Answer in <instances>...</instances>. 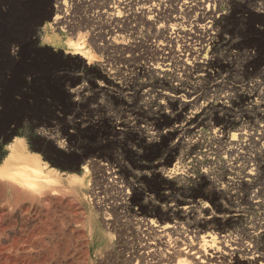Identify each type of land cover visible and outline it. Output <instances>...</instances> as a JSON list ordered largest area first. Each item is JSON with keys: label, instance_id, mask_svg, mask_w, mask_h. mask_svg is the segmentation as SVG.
Masks as SVG:
<instances>
[{"label": "rangeland", "instance_id": "rangeland-1", "mask_svg": "<svg viewBox=\"0 0 264 264\" xmlns=\"http://www.w3.org/2000/svg\"><path fill=\"white\" fill-rule=\"evenodd\" d=\"M53 4L0 0L17 34L0 40V167L20 145L15 167L40 171L32 188L0 178V264H197L207 234L230 253L211 264L264 263V0H225L207 31L137 26L129 41L69 38ZM189 37L200 49L183 64ZM227 161L255 167L237 199Z\"/></svg>", "mask_w": 264, "mask_h": 264}, {"label": "bare ground", "instance_id": "bare-ground-1", "mask_svg": "<svg viewBox=\"0 0 264 264\" xmlns=\"http://www.w3.org/2000/svg\"><path fill=\"white\" fill-rule=\"evenodd\" d=\"M224 1L225 0H54V14L51 24L63 31L69 38H74L76 35L79 36L83 34V36H89L93 41H98L103 36H106L107 39L112 37V40L117 41H129L132 36L131 28L137 26L179 27L187 25L197 26L201 24L204 25L202 30L207 31L210 29V26L214 24V21L225 16L226 10L221 8V4ZM104 27L107 29L104 30ZM177 30L183 37L192 36L190 29L180 27ZM10 34L17 36L14 30L5 29V21H0V40L2 41L5 35ZM174 38L175 37L168 36L170 41ZM187 40L189 42L185 45V55L179 54L182 57L184 56V58H179L178 61L183 64L187 55L200 49V43H193L191 37L187 38ZM1 45L2 44H0V47ZM75 54L78 55L80 53L77 52ZM80 58L83 59L84 57L82 58V56L79 55L78 59ZM176 97L184 101L181 96L178 95ZM228 97L229 94H223L220 97L222 100L221 103H227ZM204 106L205 108L203 110L206 111L207 105L204 104ZM196 132L198 136L201 134V131L196 130ZM216 133H218V130L214 131V135H216ZM219 133L221 134V132ZM230 135L234 136L236 133H230ZM20 151V145L12 148L9 159L0 167V178L20 183L26 188L37 187L40 181V171L37 170L34 165H31L32 163L22 160L20 161L21 166L15 167L17 166L15 162L21 157V155H19ZM203 151H206V149H203ZM236 153L241 154L243 152L237 149ZM230 167H232V165L227 161L225 179L221 187L225 188L224 190L226 192L224 193H226L228 197L230 196L233 199H237L240 197L239 188L251 183L255 174V167L253 164H249L242 174ZM28 168L35 172V174L30 173ZM179 168L180 164L178 161L173 163L167 168L166 176L170 179H174L179 174ZM251 192L249 201L251 203L258 202V197L260 196L258 189H254ZM20 193L19 191L17 194ZM168 227L171 228V226H163L162 228L167 229ZM231 235L232 234L227 233L222 235V237L230 238ZM200 237V241H202L207 248L212 250V252L209 254L205 253L204 260L197 261V264H211L214 258L222 257L223 254L230 255V253L225 251L222 252L218 247H215L212 243V237L209 234ZM250 241L251 242H244L243 252L244 255H250V259H252L258 257V250L252 243V240ZM192 249L193 248L181 249L179 254L192 257V254L195 253H191ZM197 252L199 253L200 251Z\"/></svg>", "mask_w": 264, "mask_h": 264}]
</instances>
